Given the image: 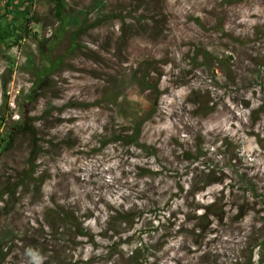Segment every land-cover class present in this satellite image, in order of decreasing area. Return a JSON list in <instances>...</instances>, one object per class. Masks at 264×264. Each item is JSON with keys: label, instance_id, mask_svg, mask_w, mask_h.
Instances as JSON below:
<instances>
[{"label": "rangeland", "instance_id": "1", "mask_svg": "<svg viewBox=\"0 0 264 264\" xmlns=\"http://www.w3.org/2000/svg\"><path fill=\"white\" fill-rule=\"evenodd\" d=\"M56 1L35 0L30 38L0 43V135L24 115L39 139L0 148V264H134L142 228L152 248L142 264H257L264 0H103V11L93 10L100 0H66L68 14L100 22L74 41L73 29L53 37ZM18 11L0 0L2 27L20 26ZM131 23L141 34L125 42ZM58 61L30 101L36 69ZM134 117L141 147L118 138ZM204 168L216 183L193 197L202 180L191 172ZM212 201L219 215L199 234L191 211ZM125 212L141 216L120 238Z\"/></svg>", "mask_w": 264, "mask_h": 264}, {"label": "trees", "instance_id": "2", "mask_svg": "<svg viewBox=\"0 0 264 264\" xmlns=\"http://www.w3.org/2000/svg\"><path fill=\"white\" fill-rule=\"evenodd\" d=\"M66 0H57L56 5V16L58 18V27L59 30H55L54 36L57 37L58 34L62 32H66L67 29H73V33L71 36V40H76L81 34H83L87 29H90L97 25L100 22L93 23L86 25L87 20V11L80 10L76 12V14H68L66 9ZM15 3H18V9L21 11H18L19 17L22 19V23L20 26H6L2 27L0 24V43H6L7 41L11 39H15L14 41H22L26 38H30V33L32 31L33 25H38L41 23L40 18L38 17V14L35 13L34 6L36 5V2L34 0H7V5L9 8H13ZM17 7V6H16ZM106 9V4L103 0L97 1L95 5L93 6L94 11H103ZM154 25V24H153ZM140 27L139 24H128L126 26V29L121 34V39L125 42H128L130 39H132L134 36L140 35ZM128 30V31H127ZM22 35V36H21ZM12 43L7 45V47L10 49L11 47L15 46L16 44ZM15 44V45H14ZM45 42H40L39 48L41 52H43ZM27 64L30 65L34 62V59L32 57H28ZM49 62L48 60H46ZM60 61L52 63L50 66H43L41 69H36V80L33 83V86L31 88V92L28 95V98L30 101H33L36 99V93H38L40 90H43L48 81L51 74L58 68ZM143 85H147L144 83ZM7 84H3L4 90H6ZM153 87V86H150ZM155 88V87H154ZM261 112L264 110V107L261 106L259 108ZM139 117L131 118V127L126 129L121 135L118 136L119 141L125 142L127 144H132L138 147H141L140 140H141V133H142V126L143 121ZM29 139L32 146L34 148L38 147V132L36 127L34 126V123L27 118L26 116L22 115L18 121L14 122L9 128L6 129V132L2 135H0V148L4 152L11 151L14 149L16 143L20 139ZM215 175V172L210 169H203L199 172H191V181L196 183L197 179L200 178L202 182H199L200 185L199 188H195L194 184L192 185V188L189 192L191 196L195 197L198 193L205 191L208 187L215 184L216 181L213 180V177ZM197 185V184H196ZM251 192L252 196L258 197V195H255L256 193L251 185ZM180 193L183 192L182 187H178V190L173 194L172 197L179 198ZM154 206V205H153ZM237 211V215L242 217V209ZM217 203L216 201H212L209 204H204L202 206H198L191 211L193 213L194 217L191 220L188 221H195V224L193 226L194 231H197L199 234H206L209 227H211L213 219L216 218L219 214H217ZM197 212H200L198 214ZM221 214V213H220ZM119 219H120V227L124 226V229L121 228V230L114 231V234L122 238L125 234L129 233L132 229V224H134V219L137 217H140V215H133L129 212H125L123 214L117 213ZM137 216V217H136ZM115 219V217H113ZM112 220V219H111ZM76 234L80 237L87 238L89 237V234L86 232L85 229H83L80 224L75 225ZM182 228H180L181 231ZM146 229L140 230L139 232V240L137 241V245L134 247L133 250L130 252V259L134 261V264H142V261L150 256L149 252L152 251V248L147 244L143 242V236L146 235L148 232H146ZM133 238L132 236L126 237V244H132L131 242ZM257 247L258 251V261L257 264H264V240L261 244H259ZM3 247L2 243L0 242V260L3 256Z\"/></svg>", "mask_w": 264, "mask_h": 264}, {"label": "built area", "instance_id": "3", "mask_svg": "<svg viewBox=\"0 0 264 264\" xmlns=\"http://www.w3.org/2000/svg\"><path fill=\"white\" fill-rule=\"evenodd\" d=\"M34 2H35V0H34ZM50 30V29H49Z\"/></svg>", "mask_w": 264, "mask_h": 264}]
</instances>
